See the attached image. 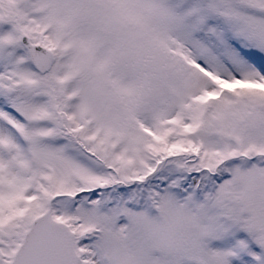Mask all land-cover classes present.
<instances>
[{
    "label": "snow or ice",
    "instance_id": "6c2138e0",
    "mask_svg": "<svg viewBox=\"0 0 264 264\" xmlns=\"http://www.w3.org/2000/svg\"><path fill=\"white\" fill-rule=\"evenodd\" d=\"M0 264H264V0H0Z\"/></svg>",
    "mask_w": 264,
    "mask_h": 264
}]
</instances>
